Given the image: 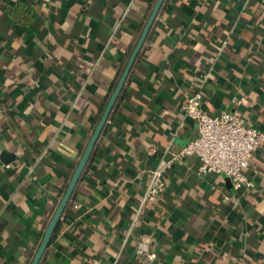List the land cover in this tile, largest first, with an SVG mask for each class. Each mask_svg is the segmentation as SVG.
Here are the masks:
<instances>
[{
    "label": "crops",
    "instance_id": "1",
    "mask_svg": "<svg viewBox=\"0 0 264 264\" xmlns=\"http://www.w3.org/2000/svg\"><path fill=\"white\" fill-rule=\"evenodd\" d=\"M18 2L30 26L7 14ZM153 2L0 0V264H31ZM122 92L40 264H143L139 241L154 264H264V144L252 189L191 157L144 194L199 135L187 97L264 132V0H166Z\"/></svg>",
    "mask_w": 264,
    "mask_h": 264
},
{
    "label": "built area",
    "instance_id": "2",
    "mask_svg": "<svg viewBox=\"0 0 264 264\" xmlns=\"http://www.w3.org/2000/svg\"><path fill=\"white\" fill-rule=\"evenodd\" d=\"M180 110L184 116L198 122L199 135L182 150L165 152L162 163L147 174L145 197L148 200L159 198L166 188L165 173L191 157L198 159L199 176H224L237 192L252 189L254 183L246 171L264 144V132L236 112L222 111L217 115H209L203 109L201 93L187 97ZM1 154L0 145V158ZM74 207L79 208L78 205ZM136 253L143 264H154L158 260V254L143 241L138 242Z\"/></svg>",
    "mask_w": 264,
    "mask_h": 264
},
{
    "label": "water",
    "instance_id": "3",
    "mask_svg": "<svg viewBox=\"0 0 264 264\" xmlns=\"http://www.w3.org/2000/svg\"><path fill=\"white\" fill-rule=\"evenodd\" d=\"M166 0H157L155 6L153 7V10L146 22V25L143 29V32L129 58V61L125 67V70L123 71L118 84L115 88V90L113 91L107 105L106 108L103 112V114L101 115V118L89 140V143L77 165V168L75 169V172L73 173L71 180L68 184V187L61 199V202L59 203L55 214L53 215L51 221L49 222V225L45 231L44 237L41 241V244L39 245V248L33 258V261L31 264H40L47 249L49 248V246L51 245L53 238L55 236V233L57 231V228L61 222V219L67 209V207L69 206L74 193L76 191V188L88 166V163L95 151V148L97 146V143L103 133V130L105 129L112 113L113 110L121 96V93L125 87V84L127 82V79L131 73L132 68L134 67L139 54L141 53L143 46L145 45V42L147 40V38L149 37V34L151 32V29L153 27V25L155 24V21L157 20V17L159 15V12L161 11L164 3ZM227 183H228V187L231 189L232 185L229 181V179H227Z\"/></svg>",
    "mask_w": 264,
    "mask_h": 264
},
{
    "label": "trees",
    "instance_id": "4",
    "mask_svg": "<svg viewBox=\"0 0 264 264\" xmlns=\"http://www.w3.org/2000/svg\"><path fill=\"white\" fill-rule=\"evenodd\" d=\"M155 2H156V0H154L153 5L155 4ZM14 9H15V10H13V9H12V10H8V11H7V14H8L9 16H11V17L15 20L16 24H18V25H20V26H22V27H27V26H30V25L34 22L33 13L31 12V10H29L28 6H27L25 3L18 2V3L16 4V6H15ZM119 79H120V78H119ZM118 81H119V80H118ZM117 84H118V82H116V83L113 85V87L111 88V90H110V92H109L108 100H107L106 104L102 107V109H101V114H100V115L103 114V112H104V110H105V108H106V105H107V103H108V101H109V99H110V97H111L113 91L115 90V87H116ZM122 93H123V92H122ZM122 93H121V94H122ZM118 102H119V100H118ZM118 102H117V104H118ZM117 104H116V105H117ZM115 107H116V106H115ZM114 109H115V108H114ZM113 111H114V110H113ZM100 117H101V116H100ZM99 120H100V118H98L97 123L95 124V128H96V126H97ZM105 128H106V127H105ZM94 130H95V129H94ZM104 131H105V129L103 130V133H104ZM103 133H102V134H103ZM101 136H102V135H101ZM94 152H95V151H94ZM93 155H94V154H93ZM93 155H92V157H91V159H90V161H89V163H88V166H87V168H86V171H87L88 168H89V165H90V163H91V160H92V158H93ZM72 201H73V198H72V200H71L69 206L67 207L66 212L68 211L69 207L71 206ZM150 201H151V202H155V199L150 200ZM148 241H150V243L152 242V243L154 244V246L157 247V242H156L155 239H149ZM34 256H35V255H34ZM32 261H33V260H32ZM31 263H32V262H31Z\"/></svg>",
    "mask_w": 264,
    "mask_h": 264
}]
</instances>
